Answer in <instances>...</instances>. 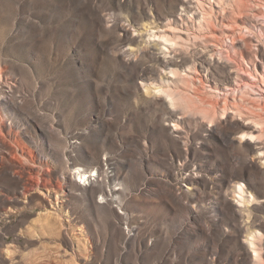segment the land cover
I'll list each match as a JSON object with an SVG mask.
<instances>
[{
    "label": "rangeland",
    "instance_id": "1",
    "mask_svg": "<svg viewBox=\"0 0 264 264\" xmlns=\"http://www.w3.org/2000/svg\"><path fill=\"white\" fill-rule=\"evenodd\" d=\"M179 8L0 0V264H245L234 205L254 202L231 189L240 176L245 197L263 195L264 175L249 181L248 152L227 148L205 120L174 128L142 85L156 82L146 46L166 59L181 49L149 36L178 33L164 25ZM192 58L178 62L187 79ZM78 168L100 175L109 206L78 185ZM255 215L264 223V210Z\"/></svg>",
    "mask_w": 264,
    "mask_h": 264
},
{
    "label": "bare ground",
    "instance_id": "2",
    "mask_svg": "<svg viewBox=\"0 0 264 264\" xmlns=\"http://www.w3.org/2000/svg\"><path fill=\"white\" fill-rule=\"evenodd\" d=\"M178 1L179 17L168 20L164 25L177 28L178 33H152L149 36L157 35L163 42L179 44L181 49L174 50L178 51L175 59H166L154 53L159 44L146 46L145 50L156 61L157 69L154 70L156 82L142 84L143 88L146 92L154 91L152 95L156 105L166 110V121L174 123V128L187 122L205 120L213 125V131L227 148L246 150L250 156L247 166L248 180L251 181L257 173L264 175V163H260L264 159V140L261 139L264 137V0ZM189 55L193 58L187 64L193 75L187 79L181 76L185 70L178 62L188 59ZM213 72L223 75L220 85L209 82L208 76ZM168 74L177 80H171ZM187 88L194 94L191 95ZM238 118L250 121L251 125L239 123ZM255 126H260V130ZM226 128L235 132L228 134ZM255 133L256 138H250L257 139V142L244 143L245 135ZM260 153H263V158L258 162ZM71 174L78 179L76 182L85 193H99L106 207L113 201L112 192L104 190L96 171L78 168ZM240 181L243 182L242 177H235L231 189L233 199L244 205L254 202L252 209L248 206L240 209L234 205L235 214L245 221L240 230L244 262L264 264V223L255 215V212L264 210V194L255 191L252 196L245 197L251 185L247 186V192ZM95 184L97 190L93 188Z\"/></svg>",
    "mask_w": 264,
    "mask_h": 264
}]
</instances>
